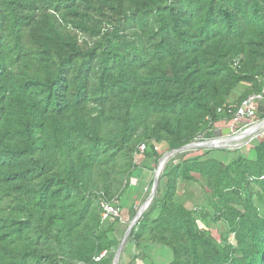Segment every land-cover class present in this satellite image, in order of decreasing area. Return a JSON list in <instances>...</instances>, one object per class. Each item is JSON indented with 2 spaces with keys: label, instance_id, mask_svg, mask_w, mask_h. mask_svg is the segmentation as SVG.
<instances>
[{
  "label": "trees",
  "instance_id": "16d2710c",
  "mask_svg": "<svg viewBox=\"0 0 264 264\" xmlns=\"http://www.w3.org/2000/svg\"><path fill=\"white\" fill-rule=\"evenodd\" d=\"M263 91L264 0H0V264H112L120 217L102 204L127 207L135 156L156 169ZM251 148L176 154L129 241L168 264H264V140ZM180 182L205 202H177Z\"/></svg>",
  "mask_w": 264,
  "mask_h": 264
},
{
  "label": "rangeland",
  "instance_id": "374dc122",
  "mask_svg": "<svg viewBox=\"0 0 264 264\" xmlns=\"http://www.w3.org/2000/svg\"><path fill=\"white\" fill-rule=\"evenodd\" d=\"M247 86L241 85L237 91L234 92L231 97V101L236 99ZM261 122L257 119H253V123L240 122L238 124H234L232 127L231 135H236L237 133L249 129L253 124ZM230 125L218 123L214 127H230ZM257 134L253 137H247L244 140L240 141L235 145V148H226V149H195L182 153H186V157H194L199 156L205 151L209 150H238L244 156L249 155L251 151L252 145L258 141L264 140V129L261 131H257ZM223 136H219L218 138H222ZM214 139V137L212 138ZM211 139V140H212ZM249 139V140H248ZM179 153V154H182ZM176 155H174L175 157ZM234 154L230 153L227 157H225L222 153H210L207 157H214L218 160H223L225 163L228 162L231 158H233ZM172 157V158H174ZM171 158V159H172ZM177 160L174 161L176 163ZM134 163L136 166L140 167L139 176L132 181V185L135 187V191L131 196L130 200L127 203V207L120 210V221L118 224V229L116 230V237L121 241L126 229L131 223L133 217L135 216L137 210L145 201L148 196V193L151 190V184L153 180V172H154V164L150 160L145 159L142 155L135 156ZM177 202L184 205L186 208H195L205 202L204 192L199 183H183L180 182L177 187ZM156 215V211L152 215V217ZM199 227L204 228L201 224ZM210 231L214 234V236L218 237L219 234L225 229L222 224H209ZM122 264H168L171 260V253L168 249L160 245L151 244L147 236H144L143 242L140 247H137L129 241L127 238L123 252L121 254Z\"/></svg>",
  "mask_w": 264,
  "mask_h": 264
},
{
  "label": "water",
  "instance_id": "95a60500",
  "mask_svg": "<svg viewBox=\"0 0 264 264\" xmlns=\"http://www.w3.org/2000/svg\"><path fill=\"white\" fill-rule=\"evenodd\" d=\"M232 127L233 125H231L230 127H227L221 131L219 130H215L214 131V139L212 140H208V141H200V142H196V143H191L188 144L178 150H173L170 151L168 153H165L159 160L158 165L156 167V169L153 172V180H152V184H151V190L147 196V198L145 199V201L142 203V205L139 207V209L137 210L135 216L133 217L131 223L129 224L128 228L126 229L120 244L116 250V253L114 255L112 264H119V258L120 255L122 253L124 244L130 234V232L132 231V229L134 228V226L136 225V223L138 222V220L141 218L142 214L147 210V208L149 207V205L151 204L154 195L156 193V188L158 185V178L159 175L161 174L164 165L172 158L174 157V155L182 153V152H186V151H190V150H195V149H226V148H235L236 146H228V145H222L224 144L226 141H232L233 138H235V136L240 135V134H245L248 129H245L239 133H237L236 135H231L232 133ZM253 127H257L258 131H261L264 129V119L255 124ZM223 136L222 138H218L219 136ZM217 144H221L222 146H216Z\"/></svg>",
  "mask_w": 264,
  "mask_h": 264
},
{
  "label": "built area",
  "instance_id": "2783aa9c",
  "mask_svg": "<svg viewBox=\"0 0 264 264\" xmlns=\"http://www.w3.org/2000/svg\"><path fill=\"white\" fill-rule=\"evenodd\" d=\"M258 107H264V91L259 95L249 96L241 102L234 115V119L231 121V125L234 126V124H238L240 122L253 123V119H255V112ZM255 124H253L252 127ZM139 150L140 152H142L144 150V147L141 146ZM102 207L104 210V218L109 217L111 219H114L120 217V211L118 209L108 204H102Z\"/></svg>",
  "mask_w": 264,
  "mask_h": 264
},
{
  "label": "bare ground",
  "instance_id": "6f19581e",
  "mask_svg": "<svg viewBox=\"0 0 264 264\" xmlns=\"http://www.w3.org/2000/svg\"><path fill=\"white\" fill-rule=\"evenodd\" d=\"M257 131H258L257 127H251V128L248 129V131L245 134L237 135V136H235V138H233L232 141H226L222 145H228V146H233L234 145L235 146V145H237V143H239L240 141L244 140L245 138L253 137L254 135H256ZM222 145L221 144H217L216 146H222Z\"/></svg>",
  "mask_w": 264,
  "mask_h": 264
},
{
  "label": "crops",
  "instance_id": "0c3cea01",
  "mask_svg": "<svg viewBox=\"0 0 264 264\" xmlns=\"http://www.w3.org/2000/svg\"><path fill=\"white\" fill-rule=\"evenodd\" d=\"M223 124H227V125H230V123H223ZM225 128H227V127H219V128H215V130H219V131H221V130H223V129H225Z\"/></svg>",
  "mask_w": 264,
  "mask_h": 264
}]
</instances>
